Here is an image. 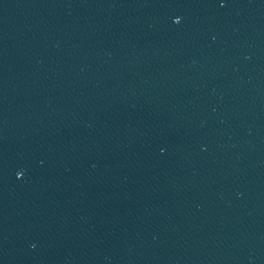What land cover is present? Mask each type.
Segmentation results:
<instances>
[{
	"label": "water",
	"instance_id": "water-1",
	"mask_svg": "<svg viewBox=\"0 0 264 264\" xmlns=\"http://www.w3.org/2000/svg\"><path fill=\"white\" fill-rule=\"evenodd\" d=\"M0 264H264V0H0Z\"/></svg>",
	"mask_w": 264,
	"mask_h": 264
},
{
	"label": "snow or ice",
	"instance_id": "snow-or-ice-1",
	"mask_svg": "<svg viewBox=\"0 0 264 264\" xmlns=\"http://www.w3.org/2000/svg\"><path fill=\"white\" fill-rule=\"evenodd\" d=\"M176 22H179L178 20Z\"/></svg>",
	"mask_w": 264,
	"mask_h": 264
}]
</instances>
